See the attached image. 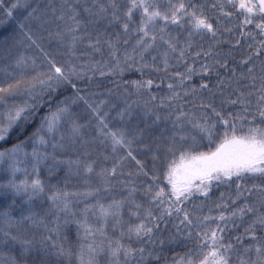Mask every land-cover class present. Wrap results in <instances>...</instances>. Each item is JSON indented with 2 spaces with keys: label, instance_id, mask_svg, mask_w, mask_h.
<instances>
[{
  "label": "snow or ice",
  "instance_id": "6c2138e0",
  "mask_svg": "<svg viewBox=\"0 0 264 264\" xmlns=\"http://www.w3.org/2000/svg\"><path fill=\"white\" fill-rule=\"evenodd\" d=\"M6 7V0H0V9ZM19 9L26 12L19 25L23 36L19 43L35 48L47 65V71H37L35 56H18L14 65H9L17 69L31 67L37 74L27 82L30 87H25L28 101L8 105L7 126L0 124V142H6L21 124H35L37 120L39 124L22 144L0 151V161L14 157L27 143L36 140L40 147L50 145L53 149L51 157L35 149L31 153L35 159L33 172L37 176L39 166L49 159L54 162L50 169L53 173L56 166L67 164L74 169L72 174L79 175L83 169L86 176L92 175L95 161L56 160L55 152L64 147L65 137L61 135L57 143L55 136L67 122L71 125L73 141L82 140L84 145L99 142L110 149L111 156L106 155L105 159L111 160L113 166L99 173L106 182L123 176L124 168L133 162L136 166L135 175L128 172L133 178L129 198L137 209L144 211L145 222L130 228L129 234L143 246L125 248L122 242L115 241L108 246L114 258L138 256L140 264H151L152 258L159 261L162 257L157 254V246L163 247L164 233L168 232L169 221L174 219L177 223L172 226L168 242L184 243L190 250L183 257L174 258L173 264L177 259L178 264H234V255L235 264H264V235H256L258 231L264 232V0H95L91 4L88 0H65L59 6L49 4L47 7L35 0H15L6 15L13 17ZM240 17H243L242 22ZM226 20L236 21V24L230 28L224 23ZM101 23L119 26L121 31L115 33L114 39L107 32L93 37L89 26ZM170 28L176 30L175 35ZM239 28L243 31L235 43L225 38V34L230 36ZM249 28H254L255 32ZM205 36L215 41L207 50L198 43ZM245 38L249 41L250 54L234 64L233 49H239ZM85 39L90 41L88 46L98 52L106 44L110 61L95 67L73 63L74 59H79L78 47ZM93 39L95 43H91ZM44 40L49 44L55 41L67 49L66 54L71 59L62 60L58 53L46 51L42 46ZM122 44L126 46L123 57L120 55ZM223 45H230L227 52L221 51ZM161 46L165 50L159 56H152ZM128 47H131L130 52ZM9 55L7 48L0 51V56ZM149 56L151 61L147 59ZM158 58L160 67L156 65ZM129 67L141 75L145 70L171 72L167 83L169 96L164 99L151 95V90L160 88L163 81L145 79L125 85H134L137 94L148 92L154 105L170 113L168 117L157 115L155 111L148 113L154 122L167 119L172 125L171 130L164 129L159 137L150 138L148 142H145L146 130L138 125L129 127L131 106L113 118L108 102L97 103L94 96L98 94L81 86L83 80L93 79L97 71L101 75H122ZM89 72L93 73L91 77ZM197 76L200 78L198 87L193 85ZM24 83L20 80L8 83L7 87L0 86V103L15 99ZM69 90L72 94L60 100L59 94ZM49 104L56 106L55 111L49 108L48 114L41 116L40 112ZM80 104L84 112L76 113L74 108ZM233 106L241 110L235 112ZM172 115L175 120L171 119ZM82 119H87V123H81ZM86 131L92 132L91 140L85 138ZM141 144L143 149L138 147ZM142 151L152 154L150 167L138 159ZM17 171L19 169L13 166V177ZM150 173V180L143 186L148 200V207L144 208L133 198L139 190L135 179L149 177ZM247 180L259 183L249 186ZM222 186L231 191L221 192L218 201L213 202L215 207L209 209L207 201ZM0 187L11 189L17 196H27L29 205L45 194V184L39 178L22 183H16L13 178ZM73 195L81 194L57 190L50 197L52 207L43 216L31 208L28 215H21L20 219H15L11 212L0 214V264H37L29 260L37 253H43L44 257L38 264H51L50 257L59 258V264L70 259L73 250L65 249L55 238L63 239L70 224V219L65 217L76 215ZM197 199L201 200L199 205L195 203ZM124 204L125 201H120L108 209L101 207V212L105 218L119 215ZM205 210L207 216L203 215ZM84 211L87 213L88 209ZM214 211L219 215H213ZM133 215L140 218L139 212ZM52 216H56L54 227L49 226ZM27 221L31 222V229L25 227ZM246 222L243 236L237 235L234 242L229 240V225L236 229ZM78 227L83 230L84 240L79 249L80 264H96V257L105 251V246L97 245V230L86 222ZM40 228L44 235L37 239L32 230ZM245 240L255 243L246 247ZM9 244L19 247V259L12 251H3ZM241 250L244 258L237 255ZM253 253L255 261L250 259Z\"/></svg>",
  "mask_w": 264,
  "mask_h": 264
},
{
  "label": "trees",
  "instance_id": "16d2710c",
  "mask_svg": "<svg viewBox=\"0 0 264 264\" xmlns=\"http://www.w3.org/2000/svg\"><path fill=\"white\" fill-rule=\"evenodd\" d=\"M15 0H6L7 7L5 9H0V51L7 48L10 50V55L5 58L0 56V86L7 87L8 83H17L20 80H23L25 83L21 86L19 94L15 99H8L6 103H0V124L6 127L7 112L9 111V104H24L29 99V94L25 91V87H30V84L27 82L31 81L33 76L37 74L36 71H33L31 67L27 69H17L15 67L9 68V65H14L15 60L18 56L25 57H37V71H47V65L43 64V59L39 57V53L35 48H28L27 44H20L19 41L23 39L22 33L20 31V23H23V18L26 15V12L23 9L17 10L13 17H8L6 15L7 8L11 7V3ZM36 3H39L42 7H47L49 4L59 6L61 3H64L65 0H35ZM88 2L94 3L95 0H88ZM105 2V0H101ZM35 6V5H34ZM242 22L243 17L239 18ZM224 23L228 27H234L236 21L226 20ZM35 30V29H33ZM170 31L173 34H176L174 28H170ZM88 31L92 33L93 37L103 36L105 32L113 39L115 38V33L121 31L119 26L113 25L109 27L106 23H101L99 26H89ZM243 29H237V32L232 33L230 36L225 34L226 39H230L233 43L238 38V34L242 32ZM249 31L255 32L254 28H249ZM44 36H47V33H43ZM134 39L131 40V43L134 44ZM90 41L85 39L82 44L79 45L77 56L79 59H74L73 63L80 65H90L95 67L97 64L108 63L111 59L110 53L108 52L107 45L104 44L101 50L98 52L89 45ZM95 43V39L91 41ZM205 50L212 46L215 41L210 36H205L203 40H198ZM242 46L239 49H233L235 53L234 64H238L239 61L249 55L248 47L249 41L245 38L241 42ZM46 51H52L53 53H58L59 58L62 60L71 59V57L66 54L67 49L58 45L55 41L51 44L47 40L43 41V45ZM125 45H121L120 55L123 57ZM163 48V47H162ZM161 47L158 51L153 52L152 56H159V53L163 52L165 48ZM230 48V45H223L221 51L227 52ZM127 50L130 52L131 47H128ZM255 51V48L252 49ZM151 61V56L147 58ZM43 65V67H41ZM157 67H160V59L156 61ZM136 67H139V61L137 60ZM197 67H199V62H197ZM7 70V71H5ZM183 69H181L182 71ZM108 71V69H105ZM9 73H14V75H9ZM223 74V70H222ZM93 75L92 72H89V76ZM171 75L165 74L162 71L149 72L145 70L144 74L141 75L140 72L134 71L129 67L122 75H101L100 72H96L93 79L83 80L81 86L88 89L89 92L97 93L98 95L94 96V100L97 103L107 101V107L112 109V117L115 118L119 112H123L125 108L131 106L132 111L130 113L131 120L129 122V127L134 128L137 125L141 130H146L145 142H148L149 139H155L160 136L164 129L171 130V122L167 119H164L160 122H154L153 116L148 114L152 111H155L157 115H162L164 117L169 116L168 110H161L157 105H154L149 99V93L143 92L137 94L136 89L133 86L125 87L132 81L136 80H145L152 79L156 83H161L160 88H153L151 90V95L157 96L159 99H164L169 96V91L167 89V83L169 82L168 76ZM117 82L119 87H117ZM200 83L199 76L195 77L193 80V85L198 87ZM71 95V91L61 92L59 94V99L63 100L65 95ZM82 95L86 93L82 92ZM102 94V95H99ZM51 99V97H49ZM189 100L192 98L189 97ZM91 102V101H90ZM135 102V103H134ZM55 105H47L41 112L40 115L44 116L48 114L49 108L52 111H55ZM174 107V106H173ZM188 108L191 109L192 105L189 104ZM235 112H239L241 109L239 106H233ZM76 113H83L84 106L82 104L77 105L74 108ZM176 113L175 115H178ZM175 115L171 116L172 120H175ZM81 123H87V119H82ZM39 124L37 120L35 124L23 125L15 128L11 134L8 136L6 142H0V151H6L14 148L16 145L22 144L28 139V136L35 131L36 126ZM63 135L65 137L63 143L64 147L62 149H57L55 152L56 160L63 161H76L83 159L88 163L95 161L94 164V173L90 176H86L84 170L81 169L79 175L72 174L74 169H70L67 164H61L55 167L54 173L50 171L53 169L54 162L49 159L48 161L42 163L39 166L38 176L33 172V166L35 165V159L31 156L33 150L40 152H47L51 157L53 155L52 147H40L38 141L34 140L27 143L23 151L17 153L14 157L9 156L3 161H0V185H6L10 180L15 179L16 183H22L24 181L34 182L39 178L45 184V194L42 197H39L32 201L31 205L26 203L27 196H17L11 189L0 187V214L5 212H11L12 216L15 219H20L21 215L27 216L29 213V208L32 211L40 213L42 216L47 212V209L52 207V202L50 197L56 193L57 190L62 193H72V194H81L79 196L73 195V212L76 213L73 217H65L70 219L69 226L64 231L63 239H58V242L63 244L65 249H72L73 255L70 259H64L62 264H80L79 249L83 240V230L78 227V225L84 224L97 230L96 231V243L97 245L103 244L105 246V251L96 257V264H140L139 257L135 259L121 255L118 258H114L111 254V250L108 247L112 245L115 241H120L124 244L125 248L132 247L134 249L142 247L143 245L136 240L135 236L129 234V229L140 224L144 223V211L137 209L132 200L129 198V187L133 186V178L128 176V172H132L135 175L136 166L134 162L124 168V175L118 176L113 179L111 182H106L105 178L102 177L99 173L102 169H110L113 164L111 160H106L105 156H111L110 149H106V146L103 144L90 143L84 145L83 141H73L71 139V125L65 123L63 128L56 133L55 140L57 143H60V137ZM92 132L86 131L85 138L91 140ZM140 149L144 148V145L141 144L138 146ZM24 153L28 155L25 156ZM151 153L144 154L142 151L138 159H142L146 164L151 166ZM118 162V160H117ZM13 166L19 169L13 177ZM151 173L149 177H137L135 179V186L138 187V191L133 197L135 202L142 204L144 208L148 207V200L144 196L143 186H146V181L150 180ZM249 186L252 184H258V180H247L245 181ZM231 191V189H225L223 186L214 191V195L210 200L207 201L208 208H214V201H218L219 195L221 192ZM85 192L95 193L93 196L85 197L82 195ZM120 201H125V204L120 209L119 215L105 218L104 214L101 212V207L108 209L110 205L118 203ZM197 205L201 203L200 199L195 201ZM242 206V205H241ZM85 209H88L85 213ZM139 212L140 218L133 215V213ZM230 214V213H229ZM64 215V214H59ZM203 215L207 216L208 211L205 210ZM213 215H219L218 211H214ZM56 216H52L49 219V226L54 227V221ZM247 220V218H246ZM2 222V221H0ZM63 224V220H61ZM177 222L173 219L169 221L168 232L164 233L163 236V247L157 246V254L162 258L157 261L155 258H152L151 264H173L174 258L183 257L184 253L189 251L190 248L184 243H169L168 237L172 233L173 227ZM214 226V225H213ZM25 227L31 229V222L27 221ZM247 227V222L243 226H239L236 229H232L229 225L230 235L228 239L235 241L237 235L243 236L244 228ZM32 234L39 239L44 235L43 228L32 230ZM256 235H264V232L258 231ZM91 243V241H89ZM156 243V241H154ZM245 246L251 247L254 241L245 240ZM5 253L12 251L17 258L19 259V247L13 248L9 244L6 248L3 249ZM55 251V249H54ZM237 255L241 258H244L243 250H241ZM43 253L33 254L29 257L30 261H37V264L42 260ZM235 255H234V264H235ZM51 264H59V258L50 257ZM252 261H255V253L250 257ZM178 264V259L176 260Z\"/></svg>",
  "mask_w": 264,
  "mask_h": 264
},
{
  "label": "rangeland",
  "instance_id": "374dc122",
  "mask_svg": "<svg viewBox=\"0 0 264 264\" xmlns=\"http://www.w3.org/2000/svg\"><path fill=\"white\" fill-rule=\"evenodd\" d=\"M162 47H163V46H161V48H162ZM163 48H164V47H163ZM163 48H162V49H163ZM255 260H256V255H255Z\"/></svg>",
  "mask_w": 264,
  "mask_h": 264
}]
</instances>
